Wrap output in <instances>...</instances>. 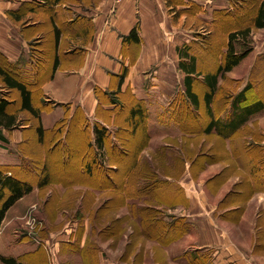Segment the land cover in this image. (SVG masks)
Instances as JSON below:
<instances>
[{
    "label": "crops",
    "instance_id": "obj_1",
    "mask_svg": "<svg viewBox=\"0 0 264 264\" xmlns=\"http://www.w3.org/2000/svg\"><path fill=\"white\" fill-rule=\"evenodd\" d=\"M204 4L225 7L223 0H122L116 6L112 0H0V66L26 82L34 94V107L39 110L43 131L52 132L39 142L34 127L41 170L47 162V148L54 147L62 160L74 155V148L78 152L90 149L93 157L97 150L96 126L107 132L109 146L111 142L116 144L118 126H125L129 121L137 124V118H130V110L135 105L141 107L143 114L139 130L147 136L150 134L158 120L151 117L157 105L152 99V90L157 88L158 76L167 73L169 62L173 65L175 60L181 61L183 71L178 68L176 73L180 77L188 75L182 68L183 62L190 58L184 47L192 41L193 45L198 43L192 39V32L185 29L183 19L191 14L204 24ZM0 80V99L10 102L11 107L8 93L16 91L5 87L1 76ZM41 94L42 103H38L35 97ZM106 95L108 98L104 99ZM124 99L129 104L126 113L119 116ZM19 103L20 98L17 107ZM26 116L32 118L30 114ZM22 119L19 115L18 126L23 124ZM0 131V168L4 174L31 183V191L14 202L6 211L5 220L9 214L15 217L16 211L23 210L19 205L38 189L42 174L31 176L34 171L28 167L26 153L20 147L27 134L18 127ZM81 136L84 145L79 143ZM47 140L49 144L45 146ZM107 150L106 144L100 162L114 170L115 162L109 160L104 165L112 155ZM120 168L122 180L118 188L126 190L134 185L133 188L138 189L142 182L130 180L131 164L121 165L120 161ZM75 184L73 180L67 182L71 187ZM190 184L181 180L159 184L165 189L177 188L182 197L177 200L167 196L165 191V197L153 195L154 204L147 206L154 212L149 225L145 219L148 215L141 213L148 210L146 206L134 205L128 211L127 191H119L123 216L118 217L117 244L108 237L99 241L102 242L98 244L100 247L95 246L89 239L90 226L82 218L71 220V224L52 239L42 237V248L40 245L30 248L31 241L12 242L0 235V257L14 258L23 264L38 254L42 255V264H264V240L256 244L251 240L246 244L236 239L234 230L224 224L218 214H213L217 204L199 201L196 209ZM104 185V192H111L115 187L111 181ZM83 188L88 193L99 189L94 184H85ZM261 197L256 210L264 208ZM262 217L263 213H257L253 225L255 221L259 224ZM130 219L132 223L128 226ZM235 221L233 227L241 222ZM256 230L259 231V227ZM142 235L155 243L144 246L137 241ZM132 237L134 244H131Z\"/></svg>",
    "mask_w": 264,
    "mask_h": 264
},
{
    "label": "rangeland",
    "instance_id": "obj_2",
    "mask_svg": "<svg viewBox=\"0 0 264 264\" xmlns=\"http://www.w3.org/2000/svg\"><path fill=\"white\" fill-rule=\"evenodd\" d=\"M223 1L224 9H220L217 4L211 7L204 4V8H207L204 9V24L195 20L191 14L183 19L185 29L192 32V39L195 38L198 43L193 45L192 41L184 47L190 58L183 62L186 68L193 67V73L190 74L191 92L197 96V105L190 103L186 97L184 83L187 77H180L176 73L178 68L181 69V61L175 60L173 65L169 62V70L158 76L157 88L151 93L157 104L151 117L158 119L150 129L151 136L149 134L145 141H141L143 133L139 128L132 132L133 123L130 121L125 126H118L114 147L109 146V141L106 142L107 151L112 155L104 163L107 165L109 160L115 162L114 170L95 162L90 172L85 171L86 163L92 158L89 150L78 152L74 148V155L62 160L54 147L51 150L47 148L48 158L44 169L50 172L53 184L34 190L19 205L24 208L20 213L15 212L17 216L11 217L9 214L1 223L0 235L12 242L31 241L30 248L35 245L41 247L42 237L52 239L56 233L68 227L71 220L84 218L90 226V242L92 240L95 246L101 245L99 241L108 237H112L117 244L118 217L123 216L120 214L119 200L122 197L119 191H127L128 211L134 205L146 206L148 210H142L141 213L148 215L145 219L149 225L153 222L151 218H154V212L149 211L151 208L147 206L154 204L153 195L165 197L166 192L167 196L177 200L182 197L177 188L165 189L159 184H164L166 180H181L185 184L191 183L189 189L196 198V209L199 208V201L202 204L204 201L206 204H217L213 214H218L221 221L234 230L236 239L246 244L251 240H254V244L264 240V208L256 210L259 196L264 198V107L249 116L231 134L222 135L217 130L203 132L213 119L231 121L236 112L234 104L243 103L241 94L245 93V103L257 99L264 102V28H256L252 20L264 0ZM217 12L221 13L216 17ZM245 28H250L249 35L234 40V48L237 53L246 51L247 55L230 72L217 76L216 88L212 92L211 102L207 104L204 94L210 90L204 85V77L217 72V66L227 52L229 34ZM8 96L13 109L17 108L18 93L10 91ZM107 98V95L104 96V99ZM35 101L42 103V94L36 95ZM128 104L124 99L119 116L126 113ZM20 116L24 119L18 128L27 134L20 147L26 153L28 167L34 171L31 176H39L42 174V162L34 135L35 120L27 117L25 112L20 113ZM79 139V143L84 145L83 136ZM48 144L44 143L45 146ZM135 150L138 162L132 164L136 157ZM120 161L121 165L129 162L133 165L130 180L142 182L138 189L133 188L134 185L126 190L118 188L122 180ZM71 180L77 184L68 186L67 181ZM106 181H111V185L115 186L111 192L102 190L106 187ZM58 182H61L60 185ZM82 184H94L99 189L88 193ZM256 189L260 191L256 192ZM263 202L264 199H261L262 205ZM75 209L77 211L73 214ZM260 212L263 213L261 222L257 224L255 221L253 225L252 221L256 220L255 216ZM234 221L241 222L233 227ZM131 223L130 219L128 226ZM146 237L142 235L137 241L144 246L155 243ZM131 239V244H134L135 238ZM160 240L164 241L163 238ZM69 260L73 258L69 257ZM38 263L42 264L41 254L26 260V264Z\"/></svg>",
    "mask_w": 264,
    "mask_h": 264
},
{
    "label": "trees",
    "instance_id": "obj_3",
    "mask_svg": "<svg viewBox=\"0 0 264 264\" xmlns=\"http://www.w3.org/2000/svg\"><path fill=\"white\" fill-rule=\"evenodd\" d=\"M44 1L49 2L51 0H44ZM217 14L219 13H216V17H217ZM253 21H254L253 25L256 28H264V1L260 4L258 9L256 10V14H255ZM57 32L58 30L55 29L56 34ZM249 33H250V28H245V29L238 30L236 32H232L229 34L227 52L226 54H224L223 61L221 62V64L217 66V72L212 75L204 77V85H206L210 90V92L204 94V101L207 104L211 102L212 92L216 88L217 76L218 75L224 76L225 73L230 72L247 55L246 51L241 52V53L236 52L234 48V40L246 38L249 35ZM56 63H57V60L54 61L53 65L55 66ZM184 65L185 64H182V68L187 67ZM186 69H187L186 73L188 74L186 76L187 78H185V83H184L186 97H188L189 101H191L190 103H194L195 105H197L198 103L197 96L191 92L190 74L193 73L192 72L193 67L186 68ZM0 76L3 82V85L7 87L8 89L15 90L18 93V96L20 98L19 106L14 109L12 106L9 107L10 102H8L5 99H0V129H5L9 131L13 128L18 127L19 125L17 124L18 117L20 113L25 112L27 114H30L32 118L35 120V132L38 137V141L43 142V138L44 139L48 138L49 134H51L52 132L43 131L41 127L40 118H39V110L38 108L34 107L33 92L28 89L25 81L19 80L18 77L12 76L10 73L5 71L2 66H0ZM122 79L123 77L121 75L119 80L121 81ZM248 88L249 86H247V89ZM244 95L245 93L241 94V98H242L241 101H243L241 105L240 104L237 105V103L234 104V106L236 107V112L231 121L221 122L219 119H213L211 122H209L206 125L203 132L211 133V131L217 130L222 135L231 134L234 131H236L237 128L240 127L249 116L263 109L264 107L263 101H261L260 99H257L255 101H252L251 103H245L246 99L244 98ZM241 98H239V100ZM130 118L138 119V121H136L137 124L133 125L132 127V132L135 131L136 128L138 129L140 126H142L143 114H142L141 107L139 105H135L133 108H131ZM142 132H143V135H142L141 141L142 140L145 141L147 139V135L144 131ZM95 133H96L95 146L97 150L95 151L90 162L86 163L85 165V169L87 172H90L91 166L93 163L95 162L99 163L100 160L101 161L103 160V157H102L103 151L106 148L107 132L103 128L96 126ZM49 139L53 140L52 137H50ZM45 142L49 143V140L44 141V143ZM112 146L114 147V145H110V147ZM88 148H90V145L88 146ZM53 155H55V153ZM135 156H136V151H135ZM136 161H137V156L134 157L132 164L133 163L135 164ZM129 164L131 163L129 162ZM132 164H131V167L133 166ZM49 183H51V174L50 172L46 171L43 167L42 168V178L39 180L38 187H44L48 185ZM30 184H31L30 182L22 181L20 179L13 178L12 176L4 174L2 169L0 168V226L4 219V215L6 211L14 204L16 200L21 198L22 195L31 191ZM112 190L114 189L112 188ZM0 263L1 264H23L21 261H17L14 258H7L3 256L0 257Z\"/></svg>",
    "mask_w": 264,
    "mask_h": 264
},
{
    "label": "built area",
    "instance_id": "obj_4",
    "mask_svg": "<svg viewBox=\"0 0 264 264\" xmlns=\"http://www.w3.org/2000/svg\"><path fill=\"white\" fill-rule=\"evenodd\" d=\"M122 0H112V4L116 6L118 3H120Z\"/></svg>",
    "mask_w": 264,
    "mask_h": 264
}]
</instances>
